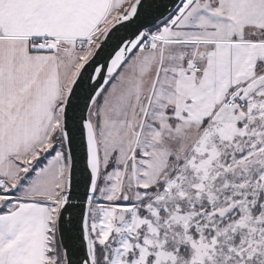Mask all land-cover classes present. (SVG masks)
Segmentation results:
<instances>
[{
  "label": "snow or ice",
  "instance_id": "obj_1",
  "mask_svg": "<svg viewBox=\"0 0 264 264\" xmlns=\"http://www.w3.org/2000/svg\"><path fill=\"white\" fill-rule=\"evenodd\" d=\"M0 264H264V0H0Z\"/></svg>",
  "mask_w": 264,
  "mask_h": 264
}]
</instances>
